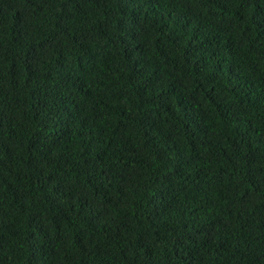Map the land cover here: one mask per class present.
Here are the masks:
<instances>
[{
	"label": "trees",
	"instance_id": "obj_1",
	"mask_svg": "<svg viewBox=\"0 0 264 264\" xmlns=\"http://www.w3.org/2000/svg\"><path fill=\"white\" fill-rule=\"evenodd\" d=\"M0 264H264V0H0Z\"/></svg>",
	"mask_w": 264,
	"mask_h": 264
}]
</instances>
